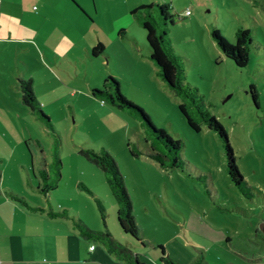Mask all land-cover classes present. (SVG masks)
Segmentation results:
<instances>
[{
    "label": "rangeland",
    "instance_id": "rangeland-1",
    "mask_svg": "<svg viewBox=\"0 0 264 264\" xmlns=\"http://www.w3.org/2000/svg\"><path fill=\"white\" fill-rule=\"evenodd\" d=\"M150 2L170 3L176 12V23L167 24L170 44L184 62L186 80L199 88L209 110L227 129L248 183L247 193L240 191L228 175L225 145L218 133L206 124H202L200 131L189 126L179 109L181 98L156 75V66L147 57L146 31L137 23L136 34L123 38L122 44L111 40L113 43L106 49L110 57L99 54L89 58V65L72 63V89L84 93L89 83L93 92L94 88L104 86L106 77L115 76L124 96L144 108L157 128L184 140L185 164L176 169L161 167L145 155L150 143L136 116L116 106L117 112L104 109L101 104L112 105L106 100L85 98L75 103L76 110H67L66 118L55 114L51 118L60 142V156L64 151L65 182L71 184L68 176L74 171L69 164L82 148L75 147L76 144L96 150L107 148L127 175L124 162L128 155L133 159V173L139 176V183L144 181L146 188L141 194L140 184L130 179L128 188L135 196L134 214L146 244L122 230L117 219L118 201L103 170L99 172L100 179L92 171L85 177L96 191L80 183L82 194L75 193L71 199L67 196L71 211L92 229L108 230L121 242L132 240L140 252L155 254L159 262L158 243L181 264L185 263L174 251L170 253L171 247L177 250L176 244L180 248L183 244L188 246L193 258L201 257L204 264H264V0ZM188 9L191 14L186 16ZM241 26L251 28L254 39L249 62L243 67L225 56L212 37V30L217 28L230 42H235ZM129 53L137 59L129 60ZM254 90L258 103L252 95ZM9 125L7 121L0 125V143L10 144L12 151V138L17 140V136L9 134L13 131ZM29 128L38 134L37 125L31 124ZM47 137L54 141L51 133ZM28 142L39 153L35 139ZM73 148L77 149L75 154L70 150ZM131 148L139 155H133ZM55 192L62 198L68 194L63 187ZM97 200L104 207L103 213ZM92 242L103 243L97 239ZM182 258L191 264L187 257Z\"/></svg>",
    "mask_w": 264,
    "mask_h": 264
},
{
    "label": "crops",
    "instance_id": "crops-1",
    "mask_svg": "<svg viewBox=\"0 0 264 264\" xmlns=\"http://www.w3.org/2000/svg\"><path fill=\"white\" fill-rule=\"evenodd\" d=\"M150 3L153 2L0 0V125L7 121L13 130L9 134L17 136V140L11 137L14 140L12 151L8 148L10 144L0 143V264H129L110 252L104 243L95 244L92 239L83 237L71 217L48 214L50 208L71 210L69 198L75 193L78 196L82 194L80 183L89 186L85 177L92 171L97 172L100 179L102 169L93 167L78 153L70 161L69 165L75 173H70L68 181L71 184H67L64 172L66 162L63 159L64 151H61L63 164L59 183L48 192L41 190L45 182L40 171L45 167L52 174L53 142L47 137L50 131L23 102L19 79L31 82L36 98L50 118L54 114L66 118L67 110L71 107L76 110L75 103L85 98H98L99 102L100 98L91 92L89 83L84 93L72 89V85H75L72 63L78 65L79 61L89 65V58L96 57L92 54V48L97 43H103L106 51L109 43H113L111 40L115 44L118 41L122 44L123 38L136 34L135 25L140 23L132 11ZM115 47L118 50V46ZM119 52L122 54V51ZM106 53L103 54L110 57ZM131 59H137V56L130 54ZM101 106L117 112L114 105L104 103ZM31 124L37 125L38 134L29 128ZM1 129L5 130L3 127ZM28 139L42 142V147L36 142L39 153H35ZM0 140L3 141V136H0ZM80 145L76 144L75 147H84V144ZM70 150L73 154L77 151L76 148ZM132 161L126 155L124 167L129 175L118 163L127 187L131 180L140 182L139 176L133 173ZM139 184L143 189L140 193L144 194V181ZM61 187L68 190L65 198L55 192ZM89 187L96 191L95 186ZM129 192L135 198L134 192ZM15 195H23L32 207L39 204L44 209L27 207L15 199ZM76 216L79 217L78 214ZM126 243L133 244L129 239H126ZM92 245L93 249L90 248ZM178 246L176 244L177 250L171 247L170 253L173 250L176 257L187 264L182 258L185 256L192 264L197 257L193 258L188 246ZM136 247L133 245L134 252L147 264H162L155 254L140 252Z\"/></svg>",
    "mask_w": 264,
    "mask_h": 264
},
{
    "label": "trees",
    "instance_id": "trees-1",
    "mask_svg": "<svg viewBox=\"0 0 264 264\" xmlns=\"http://www.w3.org/2000/svg\"><path fill=\"white\" fill-rule=\"evenodd\" d=\"M132 12L137 16L139 23L146 31L149 46L148 57L156 66V75L181 98L179 109L192 129L200 131L202 124H206L210 129L218 133L225 145L228 175L240 191L247 193L248 183L238 165L227 129L216 115L209 110L204 95L200 92L199 88L186 80L184 62L170 44L167 24L176 23V12L172 10V6L167 2L142 4ZM185 15L188 16L187 14ZM212 37L225 56L232 59L237 66L243 67L248 64L251 45L254 42L251 28L239 27L236 31L235 42H230L217 28L212 30ZM103 53H106L103 43L99 42L93 46L92 54L94 56ZM19 86L22 91L23 102L31 108L33 113L44 123L54 137L51 149L52 174H49L45 167L40 171V175L45 182V186L41 190L48 192L56 188L61 178L63 163L59 152L60 142L57 130L51 118L44 112L41 103L36 98L31 82L19 79ZM93 94L120 109L128 111L140 120L146 133V141L150 143L148 150L145 152L146 156L157 161L165 169L182 168L185 164V159L182 156L185 145L184 140L173 138L164 128H157L144 108L124 96L121 91V83L115 76L109 75L106 77L104 86L94 88ZM252 95L257 102L258 94H256L255 90L252 92ZM36 142L42 147V142L39 139ZM131 152L133 155H139V152L133 148H131ZM79 154L90 164L99 167L108 174V182L118 201L117 219L122 230L127 234H131L142 245H145L144 235L134 214L133 199L115 157L107 148L96 150L94 148L82 147L79 150ZM14 198L27 207H32L23 195H15ZM97 203L103 213L104 207L102 203L100 200H97ZM32 208L44 209L39 204L34 205ZM48 214L53 217H71L83 237L101 240L110 252L129 264H147L134 252L133 245L137 246V243L132 240L129 239L133 244L123 243L108 230L92 229L68 208L56 210L50 208ZM156 247L161 249L160 260L163 264H181L169 255L163 244L158 243ZM192 264H204V262L201 257H197Z\"/></svg>",
    "mask_w": 264,
    "mask_h": 264
},
{
    "label": "built area",
    "instance_id": "built-area-1",
    "mask_svg": "<svg viewBox=\"0 0 264 264\" xmlns=\"http://www.w3.org/2000/svg\"><path fill=\"white\" fill-rule=\"evenodd\" d=\"M191 13V11L188 9V10H186V12H185V14H187V15H189ZM91 249H93L94 248V245H92L91 247H90ZM50 263V262H49Z\"/></svg>",
    "mask_w": 264,
    "mask_h": 264
}]
</instances>
